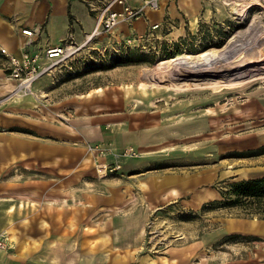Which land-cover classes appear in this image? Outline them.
I'll return each instance as SVG.
<instances>
[{"label":"crops","instance_id":"obj_1","mask_svg":"<svg viewBox=\"0 0 264 264\" xmlns=\"http://www.w3.org/2000/svg\"><path fill=\"white\" fill-rule=\"evenodd\" d=\"M89 1L120 8L116 0H0V51L21 57L69 39L85 42L101 15L92 18ZM215 1L176 0L175 32L160 30L158 38L175 34L176 40L189 35L200 39L206 32L202 24L210 27L219 16L211 8ZM56 28L62 30L58 39L52 31ZM36 29L41 34L29 44L23 31ZM86 96L87 103L73 109H52L32 96L0 107V240L6 244L0 264H92L96 254V264H150L141 252L155 212L179 201L197 210L209 196L219 199L220 187L208 190L214 173L205 177L147 170L153 159L147 151L163 147L153 141L152 129L136 115L101 111L99 95ZM109 144L119 152L134 147L145 157L121 158L118 170L101 180L96 169L101 158L90 147ZM113 162L110 158L109 164ZM256 164L248 169L249 176L234 178L264 176V167ZM11 229L19 230L15 241L7 236ZM202 244L172 247L162 264H191Z\"/></svg>","mask_w":264,"mask_h":264},{"label":"rangeland","instance_id":"obj_2","mask_svg":"<svg viewBox=\"0 0 264 264\" xmlns=\"http://www.w3.org/2000/svg\"><path fill=\"white\" fill-rule=\"evenodd\" d=\"M135 1L128 0L133 7L145 0ZM175 1L165 2L160 12H149L112 32H103L91 39L88 36L85 42L77 41L75 44L83 46L80 52L52 74L42 77L34 88V95H14L17 83L11 78V57L0 51V107L7 101L32 96L52 109H73L87 103L86 95L92 94L93 98L99 95V110L136 115L137 120L152 129L153 141L162 142V148L147 151L153 155L147 170L154 173L162 168L168 173L205 177L214 173L216 179L213 185H208L209 191L218 189L221 182L231 178L249 176L248 169L254 163L264 167V156L248 157L264 145V140H259L264 136V76L254 81L247 79L222 91L204 87L231 77L215 73L183 76L172 81L167 75L170 68L164 71L169 79L152 76V70L166 65L172 58L224 50L239 39L251 44L247 51L231 56L230 62L240 54L247 61L254 54L260 56L264 53V8L255 6L253 0H216L211 8L219 16L212 19L210 27L202 24L206 32L200 39L193 40L189 35L184 40H176L175 34L158 38L160 30L168 34L175 32ZM86 8L96 20L106 5L89 1ZM154 25L159 27L154 29ZM52 31L57 39L62 35L61 28ZM228 32L230 38L222 47L204 49L220 43ZM126 57L130 63L117 65V61H124ZM262 66L251 67L257 70ZM168 81L173 85L165 87L162 83ZM194 82L197 84L186 87L187 83ZM190 120L194 123L189 124ZM248 140L255 142L242 144ZM136 150L140 156L132 160L145 157L143 151ZM213 197L209 196L211 200L206 203L215 200ZM254 225H259L260 231L251 230ZM18 233L19 230L11 229L7 236L15 241ZM195 242L203 244L191 264H264V219L246 218L236 210L203 212L201 208L188 209L181 201L172 203L155 212L149 221L147 243L141 256L150 264L166 263L169 249ZM96 257L97 254L89 262L96 264Z\"/></svg>","mask_w":264,"mask_h":264},{"label":"built area","instance_id":"obj_3","mask_svg":"<svg viewBox=\"0 0 264 264\" xmlns=\"http://www.w3.org/2000/svg\"><path fill=\"white\" fill-rule=\"evenodd\" d=\"M174 0H145L142 5L133 7L128 0H116V5L121 9L115 10L109 7L102 11L96 28L98 35L103 32H112L121 24L137 21L149 12H160L163 3ZM264 2V0H263ZM154 25L153 28H158ZM39 29L24 30L23 35L29 38L32 44L35 35H40ZM83 46H78L71 39L62 45L50 46L44 52H25L21 57L12 56L10 59L11 78L16 81L17 87L14 95H34L35 84L44 76L52 72L62 63L68 61L80 52ZM92 153L99 152L100 161H97V175L100 179L107 178L109 173L116 172L119 167L120 158H138L140 153L134 147H127L123 151H115L111 144L90 147ZM113 158V164H109V159ZM6 248V244L0 240V249Z\"/></svg>","mask_w":264,"mask_h":264},{"label":"bare ground","instance_id":"obj_4","mask_svg":"<svg viewBox=\"0 0 264 264\" xmlns=\"http://www.w3.org/2000/svg\"><path fill=\"white\" fill-rule=\"evenodd\" d=\"M253 1L255 2L254 4L255 6L258 5L264 8L263 0H253ZM96 31L93 32V34L89 36V39L93 37ZM250 44H251L250 41L244 43L241 39H239V42L238 40H235V42H233L231 45H229L224 50H207L196 56H192L191 54L181 55V56H178L177 58L170 59L166 65H161L159 67H156L154 70H152V74H153L152 76L155 79H167L169 77L172 79V81L177 80L175 78L179 79L180 77H183V76L184 78L185 77H201V76H208V75L215 74V73L219 75H223L225 77H231L230 79H227V80L224 79V80H217L214 82H210L209 84H206L204 87V88H216L221 91L228 87H231L234 85L237 86L238 84L244 83L247 81V79H249L248 81L250 80L254 81L264 76V53L261 54L260 56H257V54H254L252 60H249V61L244 60V56L242 54H240V56L236 58L237 60H234L232 62L229 61L231 56H235L241 51L243 52L247 51V49L249 48L248 46H250ZM257 64H262L263 66L257 70H254L255 67H251V66L257 65ZM167 68H170L169 70H171V72L169 71L170 73L167 74L168 77H166L164 74L165 73L164 71ZM237 80H239V82H236ZM170 81H168L167 84L165 83H162V84L165 85V87L167 86L170 87L173 85L171 84L173 82H170ZM195 84L197 83L195 82L194 84L187 83L186 87L190 88V86L195 85ZM198 88H200V86ZM188 123L190 124L194 122H191L190 120ZM259 140H264V136H261ZM253 142H255V140H252V141L248 140V141H243L242 144L245 145V144H250ZM251 230L260 231V226L254 225L251 228Z\"/></svg>","mask_w":264,"mask_h":264},{"label":"trees","instance_id":"obj_5","mask_svg":"<svg viewBox=\"0 0 264 264\" xmlns=\"http://www.w3.org/2000/svg\"><path fill=\"white\" fill-rule=\"evenodd\" d=\"M190 38L194 40L197 37L190 35ZM229 38L230 33H226L220 43L206 46L204 49L222 47ZM179 44L180 43L177 42V45ZM123 60L124 61L121 62L117 61V65H119V63H130L127 57ZM263 154L264 147L252 156H261ZM221 183L222 186L219 189V199L204 204L201 211L206 212L217 209H229L238 211L241 216L246 218L264 219V176L242 180L231 178Z\"/></svg>","mask_w":264,"mask_h":264}]
</instances>
